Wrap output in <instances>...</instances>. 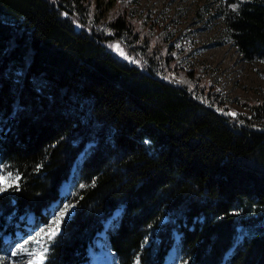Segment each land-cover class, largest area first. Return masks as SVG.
I'll list each match as a JSON object with an SVG mask.
<instances>
[{"label":"trees","instance_id":"trees-1","mask_svg":"<svg viewBox=\"0 0 264 264\" xmlns=\"http://www.w3.org/2000/svg\"><path fill=\"white\" fill-rule=\"evenodd\" d=\"M212 1L243 59L264 62V0ZM135 10L0 0V164L17 181L0 192V253L20 217L47 223L72 179L74 214L43 264L88 261L118 209L106 230L117 264H164L174 243L178 264H220L229 250L225 264H264V100L237 99L251 113L230 115L216 86L207 104L160 75L168 39L151 20L138 32Z\"/></svg>","mask_w":264,"mask_h":264},{"label":"rangeland","instance_id":"rangeland-1","mask_svg":"<svg viewBox=\"0 0 264 264\" xmlns=\"http://www.w3.org/2000/svg\"><path fill=\"white\" fill-rule=\"evenodd\" d=\"M129 7L135 8L132 15L135 21V28L138 32L146 34L147 31L140 22L154 21L155 32L158 30L164 33L167 41L161 42L162 55L170 53L175 55V59L169 62L164 61V57L157 55L161 60L158 61L156 68L161 75V70L165 69L167 77L188 90L195 98L209 104V98L203 91L205 87L210 93L209 85H214L219 89L228 112L231 114L250 115L251 111L238 103L237 99L264 100V62H248L243 59L233 40L230 38L226 25L222 18L215 11V5L212 0H125ZM159 26V29H158ZM150 29L152 27L150 26ZM153 39L152 42H157ZM173 43V47H170ZM134 43L118 42L116 54L129 61L139 62L137 50L133 48ZM171 68V69H170ZM195 76L187 73L195 69ZM202 80H200L201 78ZM206 81V82H205ZM199 94V96L197 95ZM215 108H220L218 103H214ZM1 129V124H0ZM0 176L5 177V190L12 184L17 183L14 175L6 173L0 164ZM14 178V179H9ZM72 179L64 182L61 186L62 199L53 203L49 208L48 221L45 224L34 223L35 217L32 214L22 216L15 222V233L7 234L5 239L13 244L7 252L0 253V264H30L35 258L27 255V251L21 252L23 246L26 250H40L42 247L49 246L51 241L47 240V235L42 230H46L53 219L61 211L68 208L65 216L62 218L59 234L62 231V225L65 220L70 219L75 211V206L70 202L73 195ZM2 192V191H0ZM117 213L113 212L105 223L109 228ZM104 223V224H105ZM103 224V227L105 228ZM106 227V228H107ZM58 234V235H59ZM106 235V233H105ZM178 233H176V236ZM39 240V243L34 240ZM242 239V234L237 236ZM173 248L167 256L164 264H178L175 257L177 252ZM110 245L107 237L102 238L97 234L94 244L89 251L94 255H108L112 258V264H117L113 251H110ZM48 252V250H47ZM44 254V261L46 254ZM89 252V260L81 264H93V257ZM174 252V257L170 261V253ZM13 253H16L13 255ZM110 258V259H111ZM44 263V262H43Z\"/></svg>","mask_w":264,"mask_h":264},{"label":"snow or ice","instance_id":"snow-or-ice-1","mask_svg":"<svg viewBox=\"0 0 264 264\" xmlns=\"http://www.w3.org/2000/svg\"><path fill=\"white\" fill-rule=\"evenodd\" d=\"M230 115H234L231 114ZM5 177L0 176V191H4L5 187ZM9 179H14V178H9ZM68 211V208L65 207L63 211L59 213V215L52 220L51 225L46 229L42 230V232H45L47 235V240L51 241L53 240L58 234H59V229H60V224L62 221V218L65 216V213ZM34 242L39 243V240H34ZM47 246L42 247L39 251L38 250H26L23 246H21L20 251L24 252L27 251V255L30 257H34L35 259L30 262V264H43L44 262V254L47 252ZM16 253H13L15 255Z\"/></svg>","mask_w":264,"mask_h":264},{"label":"bare ground","instance_id":"bare-ground-1","mask_svg":"<svg viewBox=\"0 0 264 264\" xmlns=\"http://www.w3.org/2000/svg\"><path fill=\"white\" fill-rule=\"evenodd\" d=\"M119 211H116V213H118ZM106 227H107V223H105V228H104V230L101 232V233H99L100 234V236L102 237V238H105V237H107L106 235H105V233H106ZM175 247V246H174ZM173 247V248H174ZM172 248V249H173ZM171 249V250H172ZM170 250V251H171ZM111 251V250H110ZM173 251V250H172ZM174 251L176 252V249H174ZM90 252V251H89ZM93 252V251H92ZM92 252H90V254H91V256L93 257V264H112V258L110 259L109 258V256L108 255H106V254H104V255H94V253H92ZM169 255V254H168ZM167 255V256H168ZM174 257V252H172V253H170V256H169V258H170V261L172 260V258ZM166 259H167V257H166Z\"/></svg>","mask_w":264,"mask_h":264},{"label":"water","instance_id":"water-1","mask_svg":"<svg viewBox=\"0 0 264 264\" xmlns=\"http://www.w3.org/2000/svg\"><path fill=\"white\" fill-rule=\"evenodd\" d=\"M82 156V155H81ZM73 169H75V168H73ZM73 174V173H72ZM72 174H71V176H72ZM121 210L122 209H118V210H116V211H119L116 215L117 216H119L120 215V213H121ZM117 216H115L116 218H117ZM106 229H108V227L106 228ZM179 241L180 240V234H178L176 237H175V242L176 241ZM173 246H175V243H174V245ZM231 252V250H229L227 253H226V255H225V257H224V260L220 263V264H225V259L228 257V254ZM177 253V252H176ZM177 256V254L175 255V257Z\"/></svg>","mask_w":264,"mask_h":264}]
</instances>
